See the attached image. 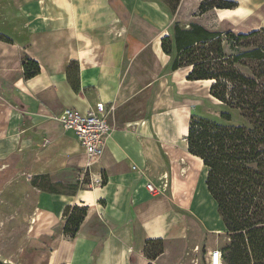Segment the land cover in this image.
<instances>
[{"label":"crops","instance_id":"obj_1","mask_svg":"<svg viewBox=\"0 0 264 264\" xmlns=\"http://www.w3.org/2000/svg\"><path fill=\"white\" fill-rule=\"evenodd\" d=\"M163 17L161 24L150 17L148 0H0V34L12 40L0 39V159L26 157L31 172L52 176L74 164L81 169L74 181L82 187L43 192L37 204L30 234L33 240L51 237L56 245L43 264H148L144 251L152 238L164 239V252L153 264L174 262L166 222L172 204L165 194H150V152L142 143L149 98L168 67ZM22 56L39 63L36 76L25 78ZM190 70L170 69L162 83L170 78L190 92L205 81L188 80ZM100 101L110 107L115 129L89 164L85 148L58 117L65 108L84 113ZM165 149L172 194L188 206L196 188L190 158L203 162L172 144ZM52 176L49 184L66 189L61 183L67 177ZM69 204L88 207L74 238L63 231Z\"/></svg>","mask_w":264,"mask_h":264},{"label":"rangeland","instance_id":"obj_2","mask_svg":"<svg viewBox=\"0 0 264 264\" xmlns=\"http://www.w3.org/2000/svg\"><path fill=\"white\" fill-rule=\"evenodd\" d=\"M236 1L238 6L235 8L211 9L200 13V0H182L175 11L160 0H148L150 17L161 24L164 16V31L160 35H169L171 42L167 71L155 84L149 98L145 116L146 136L144 135L145 140L142 143L150 152L149 165L146 166L151 179L148 183L154 184L156 188L150 194H165L172 204L166 217L170 227L169 238L174 261L172 264H209L212 251L219 249L224 255L223 249L228 238L216 204L207 191V169L201 166L199 160L190 158V175L195 180L194 188L196 187L195 191L192 189L194 193L190 204L183 206L174 198L171 160L165 144H172L180 151H188L185 129L188 128L193 114L224 123L221 113L230 111L233 116L231 123L245 121L238 110L215 102L210 96V89L206 88L210 86L205 82L195 83L191 87L192 91L188 92L174 86L170 78L168 83L164 81L163 84L162 81L169 77L168 71L175 68V61L183 47L219 34L224 39L227 30L236 33L249 32L253 30V26H264V0ZM117 3L119 4L118 1ZM121 16L123 22L128 21V12ZM185 71L181 70V73ZM182 81L185 82V79L182 78ZM185 165L184 163L183 166ZM80 171L79 165L74 164L71 170H65L61 174H36L29 170L26 157L21 161L0 159V264L45 262L46 252L56 245L51 243V237L33 240L30 234L36 218L37 204L43 192L73 193L82 187L83 185L74 181ZM51 176L67 177L66 184L60 182L66 189L59 187L54 181L49 184Z\"/></svg>","mask_w":264,"mask_h":264},{"label":"trees","instance_id":"obj_3","mask_svg":"<svg viewBox=\"0 0 264 264\" xmlns=\"http://www.w3.org/2000/svg\"><path fill=\"white\" fill-rule=\"evenodd\" d=\"M160 1L172 11L182 2ZM237 6L236 0H200L199 11ZM0 39L12 41L3 35ZM162 47L171 53L169 35L162 38ZM21 64L25 78L40 72L39 63L29 56H22ZM175 67H191L188 80H214L210 94L238 110L245 121L231 123L230 111L221 113L224 123L193 114L185 138L188 151L207 169V191L228 238L224 264H264V26L249 32L227 30L224 39L219 34L189 44L181 49ZM87 213L85 205L65 207L67 237L76 236ZM163 252V238L146 240L148 264Z\"/></svg>","mask_w":264,"mask_h":264},{"label":"built area","instance_id":"obj_4","mask_svg":"<svg viewBox=\"0 0 264 264\" xmlns=\"http://www.w3.org/2000/svg\"><path fill=\"white\" fill-rule=\"evenodd\" d=\"M110 109L100 101L91 105L82 113L77 108H65L58 119L65 130L73 131L78 142L82 145L91 164L102 155L115 126L109 120ZM148 189L156 191L154 184L149 183ZM209 264H223L221 250L210 254Z\"/></svg>","mask_w":264,"mask_h":264},{"label":"bare ground","instance_id":"obj_5","mask_svg":"<svg viewBox=\"0 0 264 264\" xmlns=\"http://www.w3.org/2000/svg\"><path fill=\"white\" fill-rule=\"evenodd\" d=\"M244 10V9H243ZM259 28V26L258 25H256L255 27L253 26V28L252 29H258ZM202 81H204V80H202ZM213 81L214 80H205L204 82L205 83H207L209 86L213 83ZM183 82V81H182ZM179 83V82H178ZM211 96V98H213L214 100H215V102H217V103H221V101L219 100V99H217V98H215L214 96H212V95H210ZM188 133V128H186L185 129V134H187ZM199 158V157H198ZM204 163V162H203ZM183 168V167H182ZM203 168L205 169V165L203 164ZM186 171V170H185ZM194 174V173H193ZM190 177V176H189ZM188 180V179H187ZM186 183V182H185ZM211 253H213V251L211 252ZM210 253V254H211Z\"/></svg>","mask_w":264,"mask_h":264}]
</instances>
